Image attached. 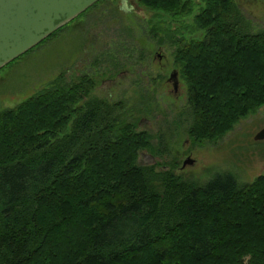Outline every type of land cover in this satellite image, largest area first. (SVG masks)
<instances>
[{
    "label": "trees",
    "instance_id": "16d2710c",
    "mask_svg": "<svg viewBox=\"0 0 264 264\" xmlns=\"http://www.w3.org/2000/svg\"><path fill=\"white\" fill-rule=\"evenodd\" d=\"M138 1L179 20L194 11ZM202 3L203 38L175 41L197 143L264 107V31L245 30L234 0ZM94 87L85 76L0 111V264H264V175L197 186L139 166L152 135Z\"/></svg>",
    "mask_w": 264,
    "mask_h": 264
},
{
    "label": "rangeland",
    "instance_id": "374dc122",
    "mask_svg": "<svg viewBox=\"0 0 264 264\" xmlns=\"http://www.w3.org/2000/svg\"><path fill=\"white\" fill-rule=\"evenodd\" d=\"M191 16L174 19L138 0H102L61 32L0 71V111L13 109L56 85L87 76L92 98L119 103L122 116L152 135V148L138 165L171 172L187 184L205 186L232 176L244 186L264 175V107L218 140L195 142L190 91L176 63L175 41L201 40L195 16L204 7L193 0ZM245 30L264 31V0H234ZM179 73L174 92L169 82ZM188 159L193 165L184 167Z\"/></svg>",
    "mask_w": 264,
    "mask_h": 264
},
{
    "label": "water",
    "instance_id": "95a60500",
    "mask_svg": "<svg viewBox=\"0 0 264 264\" xmlns=\"http://www.w3.org/2000/svg\"><path fill=\"white\" fill-rule=\"evenodd\" d=\"M101 0H0V71L86 13ZM179 91L177 71L169 78ZM264 141V128L256 136ZM188 159L184 167L193 165Z\"/></svg>",
    "mask_w": 264,
    "mask_h": 264
}]
</instances>
